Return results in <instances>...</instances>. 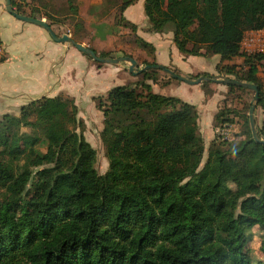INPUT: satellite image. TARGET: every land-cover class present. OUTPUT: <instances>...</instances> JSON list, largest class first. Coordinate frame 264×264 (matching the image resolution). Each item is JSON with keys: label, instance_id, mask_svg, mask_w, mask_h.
Returning a JSON list of instances; mask_svg holds the SVG:
<instances>
[{"label": "trees", "instance_id": "16d2710c", "mask_svg": "<svg viewBox=\"0 0 264 264\" xmlns=\"http://www.w3.org/2000/svg\"><path fill=\"white\" fill-rule=\"evenodd\" d=\"M143 12L147 30L171 32L185 55L242 56L217 70L256 83L264 109L255 63L264 55L241 48L245 32L264 30V0H144ZM153 73L141 72V92L124 84L97 97L103 174L73 99L42 96L0 117V264H264L246 252L257 226L264 254V143L245 117L244 139L215 135L203 162L196 106L153 92ZM229 114L219 106L213 126L232 122ZM256 130L264 138V123Z\"/></svg>", "mask_w": 264, "mask_h": 264}, {"label": "rangeland", "instance_id": "374dc122", "mask_svg": "<svg viewBox=\"0 0 264 264\" xmlns=\"http://www.w3.org/2000/svg\"><path fill=\"white\" fill-rule=\"evenodd\" d=\"M15 1L23 3L22 5L26 10H29L31 7L37 9V14L41 16L39 18L44 19L46 22H49L50 20L53 28L57 30L59 34L66 33L71 37L74 35L80 43L93 48L98 54L105 52L107 54L106 57L130 55L137 60L140 67L144 65V63L141 62L142 60H147L148 62H151V60L153 61L152 52L149 49L142 47L137 41V25L132 27L124 16V10L122 9L124 0ZM138 4L139 3L134 0L132 5L127 8L126 13H129L130 11V13L135 15L138 9ZM46 15H48L50 19H47V17H45ZM140 16L146 19L143 8H141ZM134 18L132 19L137 21V15L134 16ZM168 32L169 31L160 33L150 31L142 33V37H147V40L151 41V38L154 35V37H160L161 35H166ZM250 35L251 33L247 35L244 34L243 40L248 38ZM170 43L172 44L170 48L176 49L171 40ZM250 49L251 50L246 51L245 48H242V51L243 53H260L264 55V50L257 48ZM202 58L210 65L207 70H213L216 59L210 58L209 56H204ZM242 59V56H236L232 58L230 62H240L241 64ZM188 63L192 66H198L192 62ZM255 63L258 65L259 82L262 91L264 92V58L256 59ZM100 64L103 66H109V70H111V72L108 71L101 76V81L106 82L105 89H98L93 92L104 93L112 86L124 84H128L133 87L136 86L137 91H142V87H137V84L142 82L144 78L141 73L135 74L130 72L128 69V63L121 62L117 65L105 63ZM119 65L122 66L118 67ZM247 67L248 63L244 65L242 64L241 71L245 73V75ZM171 69L176 70V73L182 72L175 68ZM148 70H154L153 75H156L157 79L163 77V84L151 79H146V82L151 84L150 87L153 92L176 96L184 101L198 106L199 125L195 133L202 136L204 139L205 151L203 155V162L206 158L207 149L213 136L214 116L219 106H225L230 110L229 115L230 118H232V122L217 126L222 129H230L231 134L230 136L223 138V135L221 136L220 133L218 134L216 132V136L218 137L217 141L229 142L232 140L240 141L244 139V135H242L241 132L244 129H247L245 117L248 118V108L253 97V92L251 90L212 81H202L200 83L190 84L185 81L172 78L160 69ZM164 81H169V83H164ZM88 87L89 85L86 84V87L83 88V92ZM83 95L81 100L78 99L79 110H84V113L86 111V114H91H89L88 117L85 114L84 119L81 120L82 124L79 127V131L83 133L85 138L95 149L97 154L96 168L100 174H103L108 169L105 146L100 139V130L103 128V123L101 122L103 115L102 112L95 106V102H97L98 99L94 102L90 97L85 99ZM255 113L259 126L264 119V109L257 106L255 108ZM24 132L28 133L29 130L24 129ZM40 148L44 150L43 146ZM250 199L254 202L256 201L253 197ZM260 231L261 230L257 226L254 227L252 236L246 245V252L254 262L264 260V254L260 249L262 242V234H260Z\"/></svg>", "mask_w": 264, "mask_h": 264}, {"label": "crops", "instance_id": "0c3cea01", "mask_svg": "<svg viewBox=\"0 0 264 264\" xmlns=\"http://www.w3.org/2000/svg\"><path fill=\"white\" fill-rule=\"evenodd\" d=\"M136 2L139 4L135 15L130 13V11L126 13L129 5L124 10V16L127 21L135 26L137 25L138 36L153 46L151 54H153L152 58L156 63L175 68L182 71L179 74L191 77L199 76L202 73L234 77L232 74L219 73L217 65L219 63L240 64V62L221 60L220 56L215 54L207 55L216 59L213 70H207L210 65L202 58L205 55H185L176 46V49L170 48L172 46L170 43V40L172 41L171 32L160 37H154V35L151 41H148L147 37H142V33L150 31L147 30V20L140 16L144 0H136ZM136 15L139 22L132 19ZM52 29L57 35H62L53 27ZM251 32L255 31H247L245 35ZM0 47V117L6 113L18 114L19 108L31 100L42 96L53 97L60 95L73 99L77 107V116L83 120L86 111L84 113V110H79V100L82 99V95L84 94L83 97L85 99L90 97L95 102L97 97H105L108 90L113 87H110L104 93L93 92L94 90L105 89L106 82L101 81V76L108 71L111 72L109 66L99 65L72 44L54 41L44 28L17 19L5 10L4 0H0ZM241 48H245L248 51L247 46L243 45V43ZM145 61L147 60H142L141 62L144 63ZM188 62L195 63L198 66H192ZM121 66L119 65L118 67ZM156 81L163 84V77L158 78ZM166 82L169 83V81H164V83ZM86 84L89 87L83 92ZM149 85L151 86L150 83ZM195 106L198 111V106ZM89 114L91 113H87L86 116L88 117ZM101 122L103 123V119ZM255 122L256 126H258L256 113ZM263 123L264 119L261 125ZM217 128L213 127L211 140L216 135Z\"/></svg>", "mask_w": 264, "mask_h": 264}, {"label": "water", "instance_id": "95a60500", "mask_svg": "<svg viewBox=\"0 0 264 264\" xmlns=\"http://www.w3.org/2000/svg\"><path fill=\"white\" fill-rule=\"evenodd\" d=\"M4 7L8 13L13 15L17 19L28 22V23H33L35 25H38L44 28L54 41L66 42V43L72 44L79 51L87 54L88 56H90L92 59H94L97 62L105 63V64H113V65H117L121 62H126L128 63L129 71L135 74L141 73L148 69H160L164 71L170 77L176 78L181 81H185L190 84H196L202 81H212V82H219V83L234 85V86H238L241 88L251 90L253 92V97L250 101L249 108H248V120H249L250 131H251L252 138L254 141L258 143H264V138H260L256 130L255 108H256V105L259 99V88L256 83L241 81L234 77H227L223 75L207 76L204 74H200L199 76L191 77L189 75H183V74L176 73L173 69L166 67L160 63H146L142 67H140L138 65L137 60L134 59L130 55H123L119 57H102L96 51H94V49L80 42L75 41L70 35L66 33L62 35H57L55 31L52 29V27L49 25V23L46 22L44 19L18 13L15 10L11 0H4Z\"/></svg>", "mask_w": 264, "mask_h": 264}, {"label": "built area", "instance_id": "2783aa9c", "mask_svg": "<svg viewBox=\"0 0 264 264\" xmlns=\"http://www.w3.org/2000/svg\"><path fill=\"white\" fill-rule=\"evenodd\" d=\"M243 45L247 46L248 50L250 48H257L260 50H264V30H257L255 32H251V35L248 36L245 40H242ZM1 52V47H0ZM216 132L222 136L223 138L230 136V129H222L218 127Z\"/></svg>", "mask_w": 264, "mask_h": 264}]
</instances>
